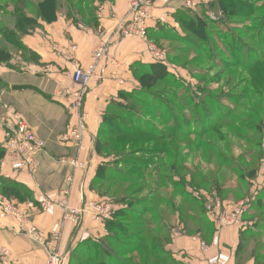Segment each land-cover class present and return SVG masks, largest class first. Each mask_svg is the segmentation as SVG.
<instances>
[{
    "label": "rangeland",
    "instance_id": "374dc122",
    "mask_svg": "<svg viewBox=\"0 0 264 264\" xmlns=\"http://www.w3.org/2000/svg\"><path fill=\"white\" fill-rule=\"evenodd\" d=\"M21 1L0 0V50L7 47L13 56L17 54L7 46V38L14 31L17 11L22 12ZM211 4L192 11V19L180 14L178 27L161 26L151 36L165 66L176 75L144 82L138 93L112 107L104 130L134 132L123 137L102 134L97 149L109 160L104 169L113 175L108 180L103 174L95 190L114 205L109 222L125 227L126 232L109 233L118 242L132 246L145 236L146 248L151 249L154 239L161 238L157 228L166 236L175 217L171 207L180 203L182 222L190 233L202 231L207 237L212 225L229 228L221 219L236 220L233 226L238 227L244 217L242 249L256 264H264V210H256L250 181L254 172H264V0ZM85 7L94 8L90 1ZM193 21L201 26L199 35L190 28ZM145 70L135 71L139 80ZM106 141H111L109 147ZM6 160L3 154L0 172L3 162L10 166ZM3 188L0 185V196L12 202ZM21 195L29 197L27 192ZM244 206L242 215L238 210ZM123 210L128 211L117 217ZM102 243L122 260L126 253L131 256L118 243ZM89 246L78 245L66 264L84 261Z\"/></svg>",
    "mask_w": 264,
    "mask_h": 264
},
{
    "label": "crops",
    "instance_id": "0c3cea01",
    "mask_svg": "<svg viewBox=\"0 0 264 264\" xmlns=\"http://www.w3.org/2000/svg\"><path fill=\"white\" fill-rule=\"evenodd\" d=\"M60 1L63 4L64 0ZM93 1L98 21L96 26L75 24L68 19L65 5L58 8L53 21L38 19L35 30L20 35V48L14 50L7 43L16 56L11 49L2 48L10 54V58L7 62H0V82L3 84L0 88V108L6 105L19 112L47 146L37 158L39 169L35 174L25 170L16 172L2 163L0 177L20 185L29 194L26 199H12V203L22 209L29 208L31 213L25 225L13 217L0 220V251L6 249L9 252L6 264H46L47 250L29 234L31 226L37 227L45 236L60 232L59 249L67 262L78 245L99 243L108 238L106 223L112 216L95 219L86 214L78 224L73 220H64V210L59 205L50 211H43L41 203L47 200L60 202L64 192H69L71 209H81L91 200L105 199L100 190H95L94 184L100 167L109 161L97 149L107 115L125 96H132L141 90L135 72L138 67L151 70L160 65L171 76L176 75L165 66L151 36L161 26L178 27V14H192L199 8L211 7L214 2L193 0L198 4L190 8L187 0H158L150 10L147 39L136 36L119 39L116 33L129 11V0ZM108 40L109 48L99 67L100 79L93 81L88 89L85 102L87 128L81 145L77 146L65 139L67 128L76 122V116L67 110L66 100L60 93L76 88L74 71L79 66L87 68L93 62L96 50ZM167 140L173 141V138L167 137ZM1 142L2 135L0 147L4 151ZM164 153V150L163 153L158 152L160 155ZM73 161L86 165L75 168ZM250 181L253 198L262 200L264 172H254ZM171 208H175V217L168 228L170 242L164 251L172 261L210 264L216 257L220 258L221 264H256V259L248 258V251L242 249L246 231L244 217L238 227L218 229L216 224L212 225L213 231L207 237L202 231L190 233L182 222L180 203Z\"/></svg>",
    "mask_w": 264,
    "mask_h": 264
},
{
    "label": "built area",
    "instance_id": "2783aa9c",
    "mask_svg": "<svg viewBox=\"0 0 264 264\" xmlns=\"http://www.w3.org/2000/svg\"><path fill=\"white\" fill-rule=\"evenodd\" d=\"M157 1L129 0V11L120 23L116 33L119 39L128 36L147 39L148 22L151 19L150 10L155 6ZM197 4L198 2L196 1L187 0V6L190 8L197 6ZM102 36L104 37L105 35L102 34ZM109 44L110 40L96 50L93 62L87 68H83L82 66L76 68L73 74V83L76 88L60 93L66 100L67 110L70 114L76 116V122L70 124L67 128L65 139L77 146L81 145L87 128L88 115L85 112V102L88 89L93 81L100 79L99 67L106 57ZM0 127L3 132L1 133V144L5 151L6 162L9 163L12 170L16 172L25 170L30 174L38 172L39 164L37 158L46 150V143L37 136L19 112L6 105L3 106V111L0 112ZM73 164L75 168H83L86 165L80 164L78 161H73ZM68 197L69 192H64L63 199L60 202L44 201L41 203V209L43 211H50L54 206L59 205L64 210V220H73L78 224L86 214H91L95 219H106L112 216L113 207L105 199L91 200L81 209H71L68 204ZM211 209L212 207L210 206L209 210ZM246 211V206L238 210L242 215ZM9 217H13L22 222V225H25L31 218L30 209L19 208L14 203L0 196V220H5ZM235 222L236 220L221 219L222 226L231 227ZM29 234L37 242L45 246L47 250L46 264H66L67 258L59 249L60 232H54L45 236L37 227L31 226ZM8 256V250L2 249L0 251V264H6ZM210 264H221V260L215 257L210 261Z\"/></svg>",
    "mask_w": 264,
    "mask_h": 264
},
{
    "label": "trees",
    "instance_id": "16d2710c",
    "mask_svg": "<svg viewBox=\"0 0 264 264\" xmlns=\"http://www.w3.org/2000/svg\"><path fill=\"white\" fill-rule=\"evenodd\" d=\"M87 1L92 2V4L95 3L93 0H64L63 4L60 3L62 2L60 0H38L36 3L30 4V3H27V0H22L20 2L21 3L20 7H23L22 12H20V10L17 11V16H16L17 21L14 25V31L11 32L12 33L11 37L7 38L9 40L7 41V43L10 44L14 48V50L20 48L21 47L19 43L20 35L28 34L30 31L35 30L38 24V19H43L49 22L53 21L56 18V13H57L58 8L61 9L62 6H65V5H66L65 12L68 16V19L72 20L75 24L84 23L87 25L96 26L98 24V21L94 13V8L91 11L90 10L91 6L90 8L85 7ZM82 7H85V9L87 8L85 12H82L81 10ZM222 13H224V11ZM180 14L181 15L184 14L186 15L188 19H192V18H189L192 16V14H185V13H180ZM180 14H178V16ZM180 23L185 24L186 22L185 20L181 19ZM196 24L197 22L193 21L189 25L191 26L190 28H194L196 30L195 34L199 35L197 33L201 32L200 31L201 26H196ZM11 38H14V40H11ZM9 58H10V54L7 51L0 50V59L1 60L5 59L4 61H0L1 63L7 61ZM169 76L171 75L168 73L167 69L164 68L163 66L158 65L151 70H148V71L145 70L143 72L140 78V84H143L144 82L151 83L157 80L166 79ZM179 128L180 127L178 126V129ZM172 130H177V126H176V129L173 128ZM131 131L133 130L120 129L119 131L108 130L106 132V130L103 129L101 133L103 135H108L109 137H114V136L123 137V135H127V133ZM174 133L178 134L176 132ZM161 139H165V138H161ZM100 143L101 142L98 141L97 146ZM103 144L105 147H109L111 144V141L103 142ZM158 152L163 153V150L161 151L158 150L156 153L158 154ZM3 154H4V151L0 147V163H1V158ZM103 174L105 177L104 179H108V178L111 179L113 175L111 171L104 169V167H100L98 171V175H97L98 178L96 179L94 185H98V180L99 178H101V176L103 178ZM0 185L4 186L2 192L4 193V195H6L10 199L15 198L18 200H22L23 198L21 197L22 196L21 193L27 192L26 189L21 188L20 185H17L14 182L7 180V179H3L1 177H0ZM256 206H257L256 208L257 210L259 209L264 210L263 198L262 200H258V203H256ZM127 211L128 210L120 211L118 212V215L117 214L116 215L119 218L123 217L122 215L124 213H127ZM117 217L116 219H118ZM122 225L123 223L119 224L117 223V221L116 222L108 221L106 223V228H107L108 233H112L113 231H116V230L121 233L126 232L125 227H123ZM163 232L164 230L162 228L161 229L157 228L156 235H158V237L160 236L161 238L154 239L151 249L146 248V239H145L146 237L145 236L142 238L139 237L138 239L134 240L133 241L134 245L132 244V246H129L127 243H124V242H118V239L116 241L115 238L113 239V238H110L111 236H108L107 239L112 244H115V245L119 244V247L128 251L131 256H129L125 252L126 258L125 260H122L119 258L120 254L112 253L113 250L110 249L111 248L110 246H105L103 245L102 242H99V243L96 242V243H90V246L89 248H87V252L85 254V257H86L85 260L82 262L81 261H76V262H79V264H98V263L99 264H117V262H119L120 264H182L176 261H172L169 255L167 254V252L164 251L165 246L168 245V243L170 242V235L167 232L165 236ZM161 235H164V236H161ZM106 259L109 260L108 263ZM119 260H122V261H119Z\"/></svg>",
    "mask_w": 264,
    "mask_h": 264
}]
</instances>
